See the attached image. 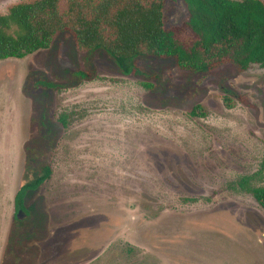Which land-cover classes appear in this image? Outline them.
Segmentation results:
<instances>
[{
    "label": "rangeland",
    "instance_id": "obj_1",
    "mask_svg": "<svg viewBox=\"0 0 264 264\" xmlns=\"http://www.w3.org/2000/svg\"><path fill=\"white\" fill-rule=\"evenodd\" d=\"M187 16L166 0L167 26ZM137 64L66 33L0 60V264H264V210L237 184L264 185V68ZM46 168L18 219L19 185Z\"/></svg>",
    "mask_w": 264,
    "mask_h": 264
},
{
    "label": "trees",
    "instance_id": "obj_2",
    "mask_svg": "<svg viewBox=\"0 0 264 264\" xmlns=\"http://www.w3.org/2000/svg\"><path fill=\"white\" fill-rule=\"evenodd\" d=\"M187 18L167 26L166 0H17L0 11V60L23 58L49 49L61 33L69 34L80 52L105 51L126 74H142L140 57L173 59L178 69L209 72L232 65L238 72L264 68V0H183ZM88 78L89 74L77 71ZM39 83L55 87L40 79ZM147 87L152 85L144 84ZM224 102H233L225 97ZM197 105L192 115L203 114ZM65 125L67 118L60 117ZM50 168L21 183L15 194V212L25 210L28 190L37 188ZM254 176L237 184L264 210V185Z\"/></svg>",
    "mask_w": 264,
    "mask_h": 264
},
{
    "label": "water",
    "instance_id": "obj_3",
    "mask_svg": "<svg viewBox=\"0 0 264 264\" xmlns=\"http://www.w3.org/2000/svg\"><path fill=\"white\" fill-rule=\"evenodd\" d=\"M26 213L24 212L23 209H19L16 213V216L18 219H23L25 217Z\"/></svg>",
    "mask_w": 264,
    "mask_h": 264
}]
</instances>
